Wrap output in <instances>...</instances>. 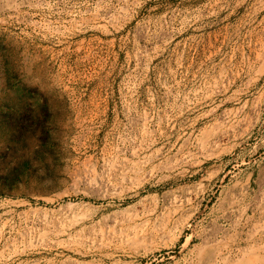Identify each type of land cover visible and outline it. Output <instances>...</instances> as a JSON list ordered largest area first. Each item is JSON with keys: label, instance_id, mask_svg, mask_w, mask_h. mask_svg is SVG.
Here are the masks:
<instances>
[{"label": "rangeland", "instance_id": "1", "mask_svg": "<svg viewBox=\"0 0 264 264\" xmlns=\"http://www.w3.org/2000/svg\"><path fill=\"white\" fill-rule=\"evenodd\" d=\"M0 264H264V0H0Z\"/></svg>", "mask_w": 264, "mask_h": 264}]
</instances>
